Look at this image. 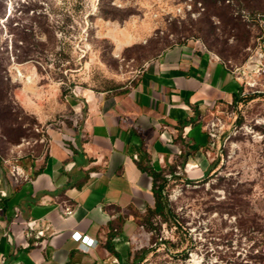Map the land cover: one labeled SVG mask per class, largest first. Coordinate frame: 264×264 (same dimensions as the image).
Instances as JSON below:
<instances>
[{"label":"rangeland","instance_id":"rangeland-1","mask_svg":"<svg viewBox=\"0 0 264 264\" xmlns=\"http://www.w3.org/2000/svg\"><path fill=\"white\" fill-rule=\"evenodd\" d=\"M188 43L228 64L239 100L211 104L205 174L168 181L178 225L141 221L133 256L154 248L139 264H254L236 213L264 217V0H0V211L6 186L79 125L84 94L133 86Z\"/></svg>","mask_w":264,"mask_h":264},{"label":"crops","instance_id":"crops-1","mask_svg":"<svg viewBox=\"0 0 264 264\" xmlns=\"http://www.w3.org/2000/svg\"><path fill=\"white\" fill-rule=\"evenodd\" d=\"M237 91L224 60L188 43L164 51L133 86L84 94L79 125L53 137L27 180L6 186L0 264H130L143 228L137 215L155 201L140 165L162 170L185 159L189 178L204 175L206 114ZM30 220L45 236L28 235ZM76 231L95 243L75 240Z\"/></svg>","mask_w":264,"mask_h":264},{"label":"trees","instance_id":"trees-1","mask_svg":"<svg viewBox=\"0 0 264 264\" xmlns=\"http://www.w3.org/2000/svg\"><path fill=\"white\" fill-rule=\"evenodd\" d=\"M233 100L238 101V94L233 95ZM199 149V148H196ZM186 160L184 159L178 164H172L162 170L154 169L149 163L140 165L143 171H146L153 178V193L154 204L148 206L145 214L137 215L140 217V222H146L152 224L153 217H160L164 223H170L172 225H178L177 213L172 207L171 202L166 194V185L168 181L173 178H185L188 183H195V180L189 178L184 170ZM178 169H182V174L178 172ZM237 214L239 228L243 234H247L253 244L250 246V250L253 253L252 257L255 259L254 264H264V217L260 213H240ZM171 243V242H170ZM108 247L111 246L108 242ZM154 248H143L139 254L132 257L130 264H139L144 261L147 254Z\"/></svg>","mask_w":264,"mask_h":264},{"label":"built area","instance_id":"built-area-1","mask_svg":"<svg viewBox=\"0 0 264 264\" xmlns=\"http://www.w3.org/2000/svg\"><path fill=\"white\" fill-rule=\"evenodd\" d=\"M208 132H209V135H210L211 140H212L211 144H213V141H214L215 137L217 136V134H216V122L215 121L211 122V124L208 125ZM20 179L27 180L28 179L27 174L25 172H22V174L20 175ZM74 211L75 210L73 208H70V207L65 208L66 214H73ZM37 226H38L37 220H30V221H26L24 223V228L28 230V235L29 236H35L36 238L39 239V238L45 236V232H46L47 228L41 227V228L37 229ZM72 237L75 240L80 241V242H82L88 246L93 245L95 243L94 239L90 238L87 235L83 236V234L81 232H78V231L74 232L72 234Z\"/></svg>","mask_w":264,"mask_h":264}]
</instances>
